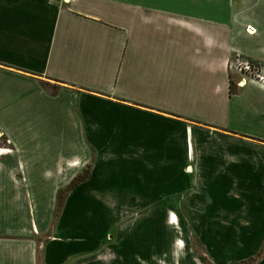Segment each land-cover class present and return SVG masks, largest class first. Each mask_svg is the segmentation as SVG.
Instances as JSON below:
<instances>
[{
  "label": "crops",
  "instance_id": "0c3cea01",
  "mask_svg": "<svg viewBox=\"0 0 264 264\" xmlns=\"http://www.w3.org/2000/svg\"><path fill=\"white\" fill-rule=\"evenodd\" d=\"M237 59L264 67V0H0V78L59 129L0 126V264H201L193 239L264 264V87Z\"/></svg>",
  "mask_w": 264,
  "mask_h": 264
},
{
  "label": "rangeland",
  "instance_id": "374dc122",
  "mask_svg": "<svg viewBox=\"0 0 264 264\" xmlns=\"http://www.w3.org/2000/svg\"><path fill=\"white\" fill-rule=\"evenodd\" d=\"M244 41V40H243ZM231 86V85H230ZM0 87L1 92H3L5 95L2 96L3 100L0 103V126L8 134L10 137L15 139L17 142L23 144L26 143V141L30 138H44L49 137L52 135H58L57 131L59 130L57 126H53L55 122H57V116L54 113L55 109L51 111V107H40V110H37L39 108H36L35 111H31V108L29 105H26L25 102L22 104L20 103H14L11 101V91L14 90L15 86L4 79L0 78ZM45 88L50 92L54 93L55 88L51 85H45ZM232 86H231V92H232ZM1 96V95H0ZM62 115V116H61ZM60 116L61 119L64 117L66 118L67 112L65 111ZM49 119V120H48ZM48 120V121H46ZM233 121V120H232ZM52 123L53 125H51ZM232 123H239L238 121H233ZM57 147V146H55ZM0 150H6L11 151L12 150V144L10 143L9 139L1 134L0 132ZM91 161L87 165V167L84 169V172L81 176H88L89 169L91 162L93 161V156H91ZM66 195L65 191H61L57 195V201H56V208L52 215V222L50 226L49 232L52 231L56 218L58 217L60 207L62 205L63 199ZM192 247L194 251L198 254L199 260L201 264H209L208 261L204 258L203 250L201 246L193 239L192 240ZM262 249L264 251V242ZM242 264H250V261H247Z\"/></svg>",
  "mask_w": 264,
  "mask_h": 264
},
{
  "label": "built area",
  "instance_id": "2783aa9c",
  "mask_svg": "<svg viewBox=\"0 0 264 264\" xmlns=\"http://www.w3.org/2000/svg\"><path fill=\"white\" fill-rule=\"evenodd\" d=\"M231 70L234 75L238 76L235 82L236 88H243L249 82L264 87V67L237 59L231 66Z\"/></svg>",
  "mask_w": 264,
  "mask_h": 264
},
{
  "label": "trees",
  "instance_id": "16d2710c",
  "mask_svg": "<svg viewBox=\"0 0 264 264\" xmlns=\"http://www.w3.org/2000/svg\"><path fill=\"white\" fill-rule=\"evenodd\" d=\"M86 178H87V175L86 176L76 177L75 179H73V181L71 182V184L68 186L67 190H70L71 188H73L74 186H76L77 184H79L80 182L84 181ZM258 258H260V256ZM249 261H250V263H253L255 260L253 259V260H249ZM243 263H245V262H243Z\"/></svg>",
  "mask_w": 264,
  "mask_h": 264
}]
</instances>
